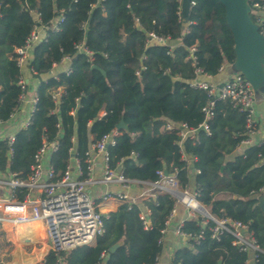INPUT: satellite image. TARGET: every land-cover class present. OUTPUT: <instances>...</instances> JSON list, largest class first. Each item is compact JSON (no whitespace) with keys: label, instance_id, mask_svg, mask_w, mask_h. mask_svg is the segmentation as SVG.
Masks as SVG:
<instances>
[{"label":"trees","instance_id":"trees-1","mask_svg":"<svg viewBox=\"0 0 264 264\" xmlns=\"http://www.w3.org/2000/svg\"><path fill=\"white\" fill-rule=\"evenodd\" d=\"M192 1L184 21L179 0H0L2 121L18 106L21 69L15 48L37 23L34 13L47 26L63 16L60 30L48 31L47 40L33 48L30 65L38 80L35 109L29 124L14 133L11 145L0 139V172L25 179L43 141L57 143V150L49 155L55 172L63 171L71 156L83 163L89 144L123 119L128 131L117 134L115 144L107 148L111 168L143 182L157 179L159 169L175 172L180 186L194 189L211 214L247 223L252 239L264 247V216L258 206L259 198H264V143L236 154L246 137L247 113L228 99L188 85L194 77L189 47L195 46L197 66L212 76L235 58L219 0ZM252 1L247 0L249 6ZM149 32L168 37V43H148ZM79 42L92 53L91 59L76 51ZM65 56L70 58V72L44 78ZM56 89L61 94L54 101L51 93ZM210 99L214 105L206 133L199 124ZM167 121L196 128L195 139L184 140L180 148L176 132L165 129ZM183 154L192 158V167ZM175 203L167 193L131 206L121 203L107 213L104 232L93 244L49 250L42 263L152 264L160 254L161 230ZM144 206L150 211L147 226L140 219ZM210 227L211 222L202 226L200 217L185 219L180 229L190 235L188 245L174 252L171 264H248L247 253L232 244L230 234L212 237ZM2 243L9 247L0 228ZM6 252L0 250V264L9 259ZM257 264H264L261 253Z\"/></svg>","mask_w":264,"mask_h":264},{"label":"built area","instance_id":"built-area-1","mask_svg":"<svg viewBox=\"0 0 264 264\" xmlns=\"http://www.w3.org/2000/svg\"><path fill=\"white\" fill-rule=\"evenodd\" d=\"M193 4L194 2L190 0V6ZM250 13H253L252 19L258 25L259 32L264 35V0L252 1ZM34 18L37 23L33 26L23 44L15 48L16 64L21 69V75L17 81L20 94L17 100L18 106L10 114L8 120L22 111L21 103L29 102V109L25 113V117L21 119L18 129L29 124L36 104V90L32 96L27 97L30 83L26 79L23 70L26 68L30 75L35 74L30 65L34 46L47 40L48 31L58 32L60 30L59 23L63 21V16H60L47 26L40 23L38 13H34ZM187 24L188 21L185 22L184 26H187ZM185 31H187L186 27ZM147 41L148 43L167 44L169 38L149 32ZM74 48L91 59L92 53L84 46L83 42L75 44ZM188 50L191 64L194 67V77L188 80V85L194 89L205 90L211 97L222 100L228 99L239 110L247 113L245 118L246 137L240 141L238 147L243 151L247 146L264 143V141L254 143L253 140L255 133L253 106L256 100V92L246 78L239 72H233L224 81L212 83L209 80L211 75L206 74L201 67L197 66V58L194 54L195 46L189 47ZM60 63L66 64V67L61 71L68 74L71 70L69 56L63 57ZM60 63L53 64V69L48 73V76L57 78L58 73L54 72V68ZM222 68L223 64L218 70ZM135 73L138 74V71ZM60 94L61 90L56 89L51 93V98L57 101ZM213 105L214 101L210 99L207 105L202 108L205 119L199 124V128L206 133H208L206 119L211 117ZM102 114L104 112H101ZM7 121L0 119V127ZM165 129L176 132L179 137L177 144L180 148H182L184 140H194L197 132L196 128H189L184 122L173 123L167 121ZM120 132L114 128L102 134L89 144L83 163L75 156H71L65 169L60 172H55L49 163V155L57 150V143L55 141H43L33 157L30 172L25 179L16 177V174L10 171L7 172V178L0 179V185L5 187L4 192L0 194V227H4V225L16 227L20 224L38 221L43 224L46 237L50 240L49 250L54 252L71 249L79 245L93 244L97 236L104 232L103 221L107 216V214L100 212L96 199L88 191V187L98 182L94 176V168L97 159H100L101 178L99 181L105 184L117 183L122 189V191L115 193L103 192L99 195L100 199L117 200L131 206L134 203H140L143 199L154 198L156 193H167L175 198L176 203L165 222V227L169 218L175 213L176 205L181 204L187 211V218L200 217L202 226L211 222L212 237L218 238L223 232L230 234L233 237L232 244L247 254L252 252L253 261L257 264L258 253L264 255V247L260 248L252 239L248 224L239 220L218 218L211 214L200 203L198 193L194 189L180 186L175 172L164 174V170L159 169L156 171L157 179L151 182H143L128 179L123 176L119 168H111L107 148L115 144V136ZM0 139H7L8 145H11L14 140V133L0 136ZM8 153H11V148H9ZM130 156L135 157V153L130 152ZM186 157L183 154V158L186 159ZM135 184L144 186V190L139 196L128 195L126 191L131 185ZM149 214V209L144 206L140 213V219L145 226L149 224ZM183 221L178 224L176 232L190 237L189 234L182 232L180 229ZM161 232L164 235L165 228ZM194 238L197 239V237ZM5 241L9 242L8 239H5ZM152 264H157V260Z\"/></svg>","mask_w":264,"mask_h":264},{"label":"crops","instance_id":"crops-1","mask_svg":"<svg viewBox=\"0 0 264 264\" xmlns=\"http://www.w3.org/2000/svg\"><path fill=\"white\" fill-rule=\"evenodd\" d=\"M173 44V43H172ZM66 67L65 63H60L54 72L58 73L63 68ZM24 73L26 79H28L30 85L29 90L27 91V97H30L34 94L38 80L30 75L26 68H24ZM234 72L231 69V65L223 64V68L218 70L215 75H211L209 80L212 83H220L227 79ZM48 75H45L46 78ZM29 109V102L21 103V112L18 113L14 118L8 120L4 124V128L0 127V136H6L8 134L15 133L18 129V125L21 123V119L25 117V113ZM103 112V111H101ZM101 114V113H100ZM253 120L255 123V133L253 135L254 143H259L264 141V93L261 91L256 92V100L253 106ZM3 129V130H2ZM242 152L241 148H237L235 153L239 154ZM188 164L191 165V157H186ZM193 174L191 168V175ZM94 176L97 178L98 182L90 187H88L89 193L96 199L98 204V209L103 214H107L110 211H113L121 204L117 200H102L99 198V195L103 192L115 193L122 191L120 185L117 183H102L99 181L101 178V162L100 159H97L94 168ZM7 172H0V179L7 178ZM144 186L135 184L131 185L126 193L130 196H139L144 190ZM5 190L3 185H0V194ZM187 218V211L185 207L181 204L176 205L175 213L169 218L166 223L165 232L162 239V248L157 259V264H171L172 256L174 252L184 246L188 245L189 237L186 235H181L176 232L177 226L181 221ZM4 231V238L8 239L9 247L7 249V255L9 259L4 261V264H43L42 260L45 254L49 251L48 239L46 237L45 229L42 223H38V226L33 227L26 224H20L16 227H11L4 225L0 227ZM42 234V235H41ZM29 249V250H26ZM247 263L255 264L253 261V253L249 252L247 254ZM102 264V263H100Z\"/></svg>","mask_w":264,"mask_h":264},{"label":"water","instance_id":"water-1","mask_svg":"<svg viewBox=\"0 0 264 264\" xmlns=\"http://www.w3.org/2000/svg\"><path fill=\"white\" fill-rule=\"evenodd\" d=\"M179 1L180 13L185 21L190 9V0ZM219 2L224 8L225 22L233 40L235 58L231 67L234 72L241 73L257 92L264 82V35L259 32L258 25L250 16V6L247 0H219ZM91 68L104 74V71L95 64H92ZM115 128L118 131H128V126L123 119H120ZM166 173L164 170V174ZM258 206L264 216L263 197L259 198ZM116 245L109 248L107 256ZM216 264H221V262L218 261Z\"/></svg>","mask_w":264,"mask_h":264},{"label":"rangeland","instance_id":"rangeland-1","mask_svg":"<svg viewBox=\"0 0 264 264\" xmlns=\"http://www.w3.org/2000/svg\"><path fill=\"white\" fill-rule=\"evenodd\" d=\"M252 16H253V13H252ZM232 69V67H231ZM259 91L263 92L264 93V82L260 85V88H259ZM4 128V125L2 126ZM3 130V129H2ZM48 244H50V240H48ZM2 249L3 253H5V251H7L8 247H6L4 245V243L0 244V250ZM26 250H29V249H26ZM7 253V252H6Z\"/></svg>","mask_w":264,"mask_h":264},{"label":"bare ground","instance_id":"bare-ground-1","mask_svg":"<svg viewBox=\"0 0 264 264\" xmlns=\"http://www.w3.org/2000/svg\"><path fill=\"white\" fill-rule=\"evenodd\" d=\"M34 222H38V221H32V222H30L29 224L34 223ZM41 235H42V234H41Z\"/></svg>","mask_w":264,"mask_h":264}]
</instances>
